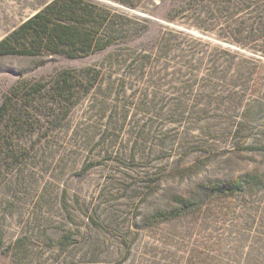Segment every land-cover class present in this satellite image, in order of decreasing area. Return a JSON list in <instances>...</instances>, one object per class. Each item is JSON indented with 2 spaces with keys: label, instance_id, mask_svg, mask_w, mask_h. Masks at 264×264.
Listing matches in <instances>:
<instances>
[{
  "label": "rangeland",
  "instance_id": "374dc122",
  "mask_svg": "<svg viewBox=\"0 0 264 264\" xmlns=\"http://www.w3.org/2000/svg\"><path fill=\"white\" fill-rule=\"evenodd\" d=\"M48 1L0 0V39ZM95 1L146 31L83 57L0 54V104L61 69L112 74L42 108L65 118L0 141V264H264V55L228 36L263 0L222 13L215 0ZM110 53L127 61L110 67ZM251 171L263 186L244 195L197 189ZM193 192L199 208L162 219Z\"/></svg>",
  "mask_w": 264,
  "mask_h": 264
},
{
  "label": "trees",
  "instance_id": "16d2710c",
  "mask_svg": "<svg viewBox=\"0 0 264 264\" xmlns=\"http://www.w3.org/2000/svg\"><path fill=\"white\" fill-rule=\"evenodd\" d=\"M117 1L131 6L139 5L141 2V0ZM258 1L260 0H215V7L222 13L223 10L229 11L234 4L244 3L243 5L248 8ZM235 11L228 16L231 18ZM238 22L241 28L233 29L228 36L242 44L259 41L260 48L256 52L264 55V0L261 6L252 9L248 17L241 18ZM147 26L145 19L139 21L95 0H50L0 39V54L26 56L61 54L72 58L83 57L107 49L119 41L128 42L132 35L140 36L146 31ZM245 27L249 28L244 29ZM170 41V37L165 38L160 47L165 55ZM150 58L148 53H143L134 57L131 62L137 61L136 65L143 68ZM104 61L111 67L113 64H124L127 58L110 53ZM111 76L110 72L105 75L100 67L95 66L65 68L57 71L48 82L29 83L20 91L12 88L5 94L0 104V141L13 143L15 134L20 130L34 131L45 123H52L54 119L65 118L67 108L65 111L46 113L42 108L49 100L55 105L67 107L74 105L89 93L96 82H101L106 77L110 79ZM44 96H47V100H44ZM31 107L36 111H31ZM262 148L264 149V146ZM262 186V173L251 171L229 181L215 180L213 184L212 182L200 184L197 189L199 193L206 192L210 195L215 193V196L220 197L244 195L247 190ZM197 195L198 192H193L190 197L178 195L174 199L177 206L171 211L162 212V219L180 217L199 208L203 200L195 202L194 198Z\"/></svg>",
  "mask_w": 264,
  "mask_h": 264
}]
</instances>
